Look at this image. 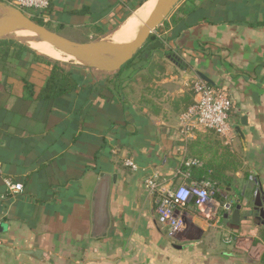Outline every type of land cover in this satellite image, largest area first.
<instances>
[{
	"label": "crops",
	"instance_id": "crops-1",
	"mask_svg": "<svg viewBox=\"0 0 264 264\" xmlns=\"http://www.w3.org/2000/svg\"><path fill=\"white\" fill-rule=\"evenodd\" d=\"M137 1L53 0L49 22L103 37ZM183 2L188 13L154 30L165 50L153 52L141 70L65 64L78 87L53 101L38 98L52 65L12 59L16 70L0 71V163L5 176L24 186L13 194L0 179V264H262L264 218L255 199L259 188L264 192V0ZM198 78L232 98V130L198 131L188 155L194 145V153L219 161L228 148L226 172L234 180L211 206L190 204L186 229L174 240L144 179L154 171L176 173L174 132L194 103ZM125 156L136 171L124 165ZM101 172L117 181L108 235L95 239L91 202Z\"/></svg>",
	"mask_w": 264,
	"mask_h": 264
},
{
	"label": "built area",
	"instance_id": "built-area-1",
	"mask_svg": "<svg viewBox=\"0 0 264 264\" xmlns=\"http://www.w3.org/2000/svg\"><path fill=\"white\" fill-rule=\"evenodd\" d=\"M1 1L22 10H29L44 22H49L50 16L44 11L50 7L53 0ZM192 90L195 94L194 103L181 113L179 125L174 132V139L177 142L174 146V153L179 162L176 173L172 177H163L159 172L154 171L144 179L148 193L154 197L158 220L167 227L169 236L174 240L178 239L186 229L184 210L190 204L197 207L211 206L215 201L217 191L215 183L191 178V167L201 165V161L188 155V143L201 130L213 131L224 136L232 130L229 118L233 108V100L227 91L201 78L193 82ZM123 163L133 171L139 168L130 156H125ZM176 177H179L177 182H175ZM0 179L3 180L13 194L21 193L24 190L22 183L14 182L11 178L5 176L1 163ZM225 209H229V206H225ZM224 240L227 244H231L233 236L228 234Z\"/></svg>",
	"mask_w": 264,
	"mask_h": 264
},
{
	"label": "water",
	"instance_id": "water-1",
	"mask_svg": "<svg viewBox=\"0 0 264 264\" xmlns=\"http://www.w3.org/2000/svg\"><path fill=\"white\" fill-rule=\"evenodd\" d=\"M180 1L157 0L154 9L139 30L136 38L128 44H119L105 38L84 42L75 41L49 29L45 25L37 23L22 9L5 1H0V12L8 16L6 19L0 17V40H15L25 44L21 39L13 36L16 30L24 28L34 32L38 38L52 43L61 51L80 59L81 64L107 72L118 71L147 44L154 30L163 24ZM149 47L150 45L144 47L138 58L148 59ZM246 119V116H242L241 122H246ZM236 130L241 132L239 127ZM116 181L117 176L108 172H101L96 181L91 202L90 235L92 238L100 239L108 235L111 225L109 200L112 186ZM255 208L259 211L260 216L264 218V192L261 188L256 191ZM240 209L241 206L238 205L233 211L232 217L236 218V221L239 220Z\"/></svg>",
	"mask_w": 264,
	"mask_h": 264
},
{
	"label": "trees",
	"instance_id": "trees-1",
	"mask_svg": "<svg viewBox=\"0 0 264 264\" xmlns=\"http://www.w3.org/2000/svg\"><path fill=\"white\" fill-rule=\"evenodd\" d=\"M145 1L147 0H138L136 4H133V6L125 14H123L120 21L112 25V29L120 25L121 21L126 19ZM50 7L44 12L49 14ZM86 10L88 9L80 10V12L84 13L86 12ZM188 11V7L184 2L179 4V6H177L171 12L169 18L164 20L163 24L167 26L170 23L177 24L182 19L183 15L188 13ZM30 17L41 25L49 23L44 22L40 17L36 15H30ZM97 30L98 35H101V33H103L100 27H97ZM148 45H150L148 50L149 52L147 51L149 53L148 58H150L153 52L165 50V43L155 33L150 36L147 44L144 47ZM144 47L140 50L139 53L142 52ZM166 54H171V51H166ZM12 59L20 61L31 60L33 62H44L48 65H52L51 73L40 94L38 95L39 99L53 101L64 94L71 93L73 90H75V88L78 87V82L74 79L71 69L65 67V64L63 62L43 55L30 46L16 42L15 40H0V71L14 72L17 68V64H15ZM144 60V58H138L130 62L129 65L125 68L122 67L119 72L130 67H134L136 71L141 70V63H145ZM24 82L25 86L31 90L33 85L26 79H24ZM193 146L194 145H189V149L193 156L201 161V165L191 167V178L198 181H211L215 183V186L217 188L216 195H219V193L221 192V186H229V184L234 180V176L229 175L226 172L228 167H230L228 166L229 159H227L230 155L229 149L225 148L222 158L220 156V160L218 161L217 158L215 160L205 159L201 154L202 150H198V153H194L192 151ZM261 237L264 240V230L261 231ZM256 241L257 240H255V242ZM261 263L264 264V254L261 257Z\"/></svg>",
	"mask_w": 264,
	"mask_h": 264
},
{
	"label": "bare ground",
	"instance_id": "bare-ground-1",
	"mask_svg": "<svg viewBox=\"0 0 264 264\" xmlns=\"http://www.w3.org/2000/svg\"><path fill=\"white\" fill-rule=\"evenodd\" d=\"M156 3L157 0H148L143 5L138 7L113 32H111L106 39L119 44H128L132 42L154 9ZM0 17L5 19L8 18L7 14L2 12H0ZM13 36L21 39L25 44L43 55L77 64L82 63L80 59L61 51L52 43L38 38L37 35L30 30L19 28L13 33Z\"/></svg>",
	"mask_w": 264,
	"mask_h": 264
},
{
	"label": "rangeland",
	"instance_id": "rangeland-1",
	"mask_svg": "<svg viewBox=\"0 0 264 264\" xmlns=\"http://www.w3.org/2000/svg\"><path fill=\"white\" fill-rule=\"evenodd\" d=\"M181 2H182V0L175 6V8L177 7V6H179V4H181ZM174 8V9H175ZM23 11H25L29 16L30 15H33V12H31V11H29V10H25V9H23ZM150 12V11H149ZM167 18H169V16L167 17ZM36 19H38V18H36ZM45 26L46 27H48L49 29H51V30H53V31H55V32H57V33H59V34H61V35H63V36H66V37H68V38H70V39H73V40H75V41H80V42H84V41H89V40H98V39H101V38H107V35L106 36H103V37H98V36H96L95 34H92V35H90V36H87V35H85L86 33H87V30H85L82 34H79V35H76V34H73V33H71V32H69V31H67V30H64V29H62L61 27H59V26H55V25H53L52 23H45ZM89 33V32H88ZM138 56H139V53L136 55V56H134V58L131 60V61H129L128 63H126L124 66H123V68H125L126 66H128L129 65V63L130 62H132V61H134V60H136V59H138ZM51 57V56H50ZM53 59H55V60H58V61H60V62H63L64 64H66V65H69V64H71V65H69V66H83L84 68L86 67V65H84V64H81V63H79V64H77V63H73V62H68V61H65V60H62V59H58V58H54V57H52ZM154 61V60H153ZM156 64V61H154V65ZM158 65V64H157ZM86 68H89V67H86ZM90 70H98V69H92V68H89Z\"/></svg>",
	"mask_w": 264,
	"mask_h": 264
},
{
	"label": "flooded vegetation",
	"instance_id": "flooded-vegetation-1",
	"mask_svg": "<svg viewBox=\"0 0 264 264\" xmlns=\"http://www.w3.org/2000/svg\"><path fill=\"white\" fill-rule=\"evenodd\" d=\"M140 52V51H139Z\"/></svg>",
	"mask_w": 264,
	"mask_h": 264
}]
</instances>
